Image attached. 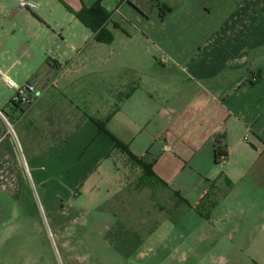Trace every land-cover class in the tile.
Returning <instances> with one entry per match:
<instances>
[{"label":"crops","instance_id":"obj_1","mask_svg":"<svg viewBox=\"0 0 264 264\" xmlns=\"http://www.w3.org/2000/svg\"><path fill=\"white\" fill-rule=\"evenodd\" d=\"M34 1L29 11L0 0L8 21L0 19L7 184L21 190L19 145L42 185L68 171L76 188H108L118 152L125 154L116 139L191 204L212 184L221 201L236 188L264 201V0ZM94 7L106 15L79 18ZM2 74L20 87L35 83L34 102L14 104ZM191 210L181 203L162 226L173 230ZM131 244L125 255L144 248L121 243L123 251Z\"/></svg>","mask_w":264,"mask_h":264},{"label":"rangeland","instance_id":"obj_2","mask_svg":"<svg viewBox=\"0 0 264 264\" xmlns=\"http://www.w3.org/2000/svg\"><path fill=\"white\" fill-rule=\"evenodd\" d=\"M6 16L0 9L3 27ZM18 154L28 160L21 147ZM116 164L108 188L92 193L89 185L76 188L68 171L42 185L30 165L29 172L24 167L18 192L0 177V264H264L260 195L236 188L204 216L195 210L181 215L183 222L171 230L162 225L177 209L173 192L149 181L139 188L144 170L126 154L118 152ZM135 241L144 248L125 255L135 245L123 251L121 243Z\"/></svg>","mask_w":264,"mask_h":264},{"label":"trees","instance_id":"obj_3","mask_svg":"<svg viewBox=\"0 0 264 264\" xmlns=\"http://www.w3.org/2000/svg\"><path fill=\"white\" fill-rule=\"evenodd\" d=\"M104 13L103 15H106V12L100 8V7H94L91 11L85 12L83 14L79 15V18L85 22H88L87 20H89V17L91 15V13ZM106 18V17H105ZM94 30H98L101 27V24L99 23L98 25H93ZM106 32L103 33V35ZM98 127H99V132L100 133H108L105 125L103 123H97ZM115 140V148L122 150L128 157L130 160H132L137 166H139L141 169L144 170V175L142 178L139 179L138 181V185L139 188H143L148 186V181L151 182L152 184H158V185H162L165 188H169L168 184L165 183L162 179H160L153 171H149L145 165L137 158H135L129 151L127 148H125L119 141ZM220 156V154H218V157ZM226 182H228V180L226 179ZM230 184V183H229ZM217 188V187H216ZM215 189V184H212V186L210 187L208 194L204 197V199L198 203L195 204H191L189 203L182 195L179 191H174L173 195L176 198V203H175V207H178L181 203L185 202L188 203L196 212H198L201 216L205 215V212H212V210H215L217 205H218V199H217V194L214 191ZM208 217V216H207Z\"/></svg>","mask_w":264,"mask_h":264},{"label":"built area","instance_id":"obj_4","mask_svg":"<svg viewBox=\"0 0 264 264\" xmlns=\"http://www.w3.org/2000/svg\"><path fill=\"white\" fill-rule=\"evenodd\" d=\"M17 1H18V7L22 10L35 11L38 8L37 3L34 0H17ZM2 77L5 83L7 84V86L15 90V95L12 100L14 104L21 105V106H30L34 102V100L36 99V95H37V87L35 83L30 82L20 87L14 81L7 78V76H5L4 74H2ZM8 127H9L10 133L14 135L13 123L8 121ZM18 148H20L19 145H18ZM24 167H25V170L29 172L26 162H24Z\"/></svg>","mask_w":264,"mask_h":264}]
</instances>
